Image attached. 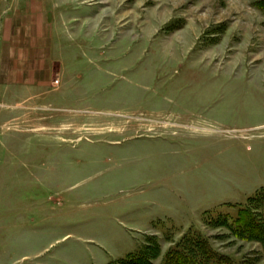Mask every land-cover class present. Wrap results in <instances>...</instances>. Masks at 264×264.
<instances>
[{
	"label": "rangeland",
	"instance_id": "obj_1",
	"mask_svg": "<svg viewBox=\"0 0 264 264\" xmlns=\"http://www.w3.org/2000/svg\"><path fill=\"white\" fill-rule=\"evenodd\" d=\"M33 4L61 85L0 82V264H119L151 237L164 264L195 232L264 264L215 225L264 193V0H0V29Z\"/></svg>",
	"mask_w": 264,
	"mask_h": 264
},
{
	"label": "crops",
	"instance_id": "obj_2",
	"mask_svg": "<svg viewBox=\"0 0 264 264\" xmlns=\"http://www.w3.org/2000/svg\"><path fill=\"white\" fill-rule=\"evenodd\" d=\"M48 27L49 16L40 4L5 17L0 29V82L6 91L40 96L45 90L59 89L61 80L49 59Z\"/></svg>",
	"mask_w": 264,
	"mask_h": 264
},
{
	"label": "trees",
	"instance_id": "obj_3",
	"mask_svg": "<svg viewBox=\"0 0 264 264\" xmlns=\"http://www.w3.org/2000/svg\"><path fill=\"white\" fill-rule=\"evenodd\" d=\"M215 225L229 228L237 238L258 241L264 248V193L251 198L235 218L216 219ZM160 249L156 238L151 237L147 246L119 264H153ZM164 264H232V261L216 251L207 237L195 232L186 235L168 252Z\"/></svg>",
	"mask_w": 264,
	"mask_h": 264
},
{
	"label": "built area",
	"instance_id": "obj_4",
	"mask_svg": "<svg viewBox=\"0 0 264 264\" xmlns=\"http://www.w3.org/2000/svg\"><path fill=\"white\" fill-rule=\"evenodd\" d=\"M56 83L58 82V80L55 81Z\"/></svg>",
	"mask_w": 264,
	"mask_h": 264
}]
</instances>
